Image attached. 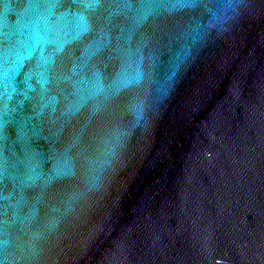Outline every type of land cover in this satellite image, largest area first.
<instances>
[{"label": "water", "instance_id": "obj_1", "mask_svg": "<svg viewBox=\"0 0 264 264\" xmlns=\"http://www.w3.org/2000/svg\"><path fill=\"white\" fill-rule=\"evenodd\" d=\"M263 237L264 0H0V264Z\"/></svg>", "mask_w": 264, "mask_h": 264}]
</instances>
